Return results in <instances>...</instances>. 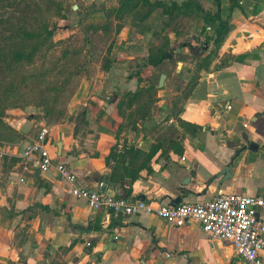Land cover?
<instances>
[{"label":"crops","instance_id":"0c3cea01","mask_svg":"<svg viewBox=\"0 0 264 264\" xmlns=\"http://www.w3.org/2000/svg\"><path fill=\"white\" fill-rule=\"evenodd\" d=\"M221 10L232 28L217 48L193 43L196 63L211 57L183 101L169 102L158 89L140 115L142 106L123 96L144 82L113 66L81 81L60 120L46 123L33 107L5 119L10 155L0 160V264H246L229 240H211L198 221L176 227L152 214L115 218L75 197L54 168L43 172L38 161L26 167L21 158L48 124L52 156L82 186L104 181L114 195L154 204L204 202L221 191L264 197V0H221ZM260 215L264 222V209Z\"/></svg>","mask_w":264,"mask_h":264},{"label":"rangeland","instance_id":"374dc122","mask_svg":"<svg viewBox=\"0 0 264 264\" xmlns=\"http://www.w3.org/2000/svg\"><path fill=\"white\" fill-rule=\"evenodd\" d=\"M122 1L89 5L85 0H0V116L4 121L28 107L42 112L43 118L54 107L50 123L64 118L81 81L113 66L144 82L136 98L133 92L123 96L125 103L142 106L140 115L157 101L158 89L169 102L179 103L191 93L197 71L205 65L197 62L195 66L198 58L191 47L196 42L204 50L214 26L204 27L203 15L216 10V1L191 0L190 10L172 15H164L155 3L187 0H148L151 4L127 0L137 3L135 8L122 7ZM44 25L56 28L55 33L49 36ZM25 32L42 33V37L28 40ZM38 44L32 60H19V53L28 55ZM164 50L167 58L154 65L152 61ZM123 55L130 58L123 59ZM20 73L29 79L17 92L12 80ZM163 73L167 74L165 85L158 88ZM54 85H65L60 95L49 88ZM9 136L10 129L0 126V144L9 145L3 139Z\"/></svg>","mask_w":264,"mask_h":264},{"label":"built area","instance_id":"2783aa9c","mask_svg":"<svg viewBox=\"0 0 264 264\" xmlns=\"http://www.w3.org/2000/svg\"><path fill=\"white\" fill-rule=\"evenodd\" d=\"M50 133L49 125L41 126L35 139L23 149L21 158L27 164L26 167L38 161L43 172L54 168L70 185L72 194L86 200L92 209H106L115 218H127L141 213L152 214L176 227L195 220L211 240H229L237 255L246 264H264L261 256L264 250V222L260 215V211L264 209V197L221 191L215 198L204 202L154 204L141 198L129 199L114 195L104 181L93 188L82 186L73 169L66 163L56 161L52 156L49 149ZM9 155V147L0 144V159ZM85 245H92L90 238L85 240Z\"/></svg>","mask_w":264,"mask_h":264},{"label":"trees","instance_id":"16d2710c","mask_svg":"<svg viewBox=\"0 0 264 264\" xmlns=\"http://www.w3.org/2000/svg\"><path fill=\"white\" fill-rule=\"evenodd\" d=\"M216 1V10L215 11H205L204 15H203V20H204V27H213L214 26V30L213 33L211 35H208L206 37L205 40V44H211L213 43L216 47H219L221 45V43L227 38L231 28H232V23H231V19L230 18H224L222 16V10H221V0H215ZM144 3L146 4H151L150 1L148 0H143ZM155 5H157L158 7L163 8V14L164 15H172L174 13H180L182 11H188L193 7L192 1L191 0H187V1H183L182 3H178L177 1H173L171 4H168L166 2H156ZM122 7L126 6H131L132 8L137 7V3H132L129 2L127 0H123L122 1ZM198 7H200V5H198ZM128 8V7H127ZM124 9V8H123ZM44 30L47 32V34L49 36H52L55 33V29L49 30L47 29L46 25H44ZM24 36L29 40V39H33V40H39L40 37H42V33H38V32H25ZM40 49L39 44L37 45H33L30 53L28 55H26L25 53H19L18 54V58L19 60H32L33 56L35 53L38 52V50ZM198 55V54H196ZM198 58H200V56H197ZM167 58V52L164 50L162 51V53H160V57L156 62L152 63L154 65H157L159 62H161V60H164ZM208 59H210V55L205 57L203 60V64L205 63V61H207ZM202 64V63H201ZM202 66V65H201ZM29 79L28 76L23 75V73H20L19 75L16 76V78H14L12 80L13 85L15 86V90L17 92H20V89L22 88V85L26 83V81ZM70 78H68L64 83L67 84L69 82ZM20 83V84H19ZM18 84V85H17ZM17 85V86H16ZM64 86L65 85H61V86H51L49 87L51 90L56 91V95H60L61 92L64 90ZM137 93H134L133 96L136 98L137 97ZM55 111L54 107H52L50 110H48V112L45 114L44 116V121L46 123L50 122V119L48 118L51 114H53V112ZM185 126H189L192 127L195 130H198L200 127L192 125L190 123H183ZM0 126L6 127V128H10L9 125L3 120V117L0 116ZM155 150L157 149L156 147L154 148ZM155 150H153L150 154H149V158H152L155 154Z\"/></svg>","mask_w":264,"mask_h":264},{"label":"water","instance_id":"95a60500","mask_svg":"<svg viewBox=\"0 0 264 264\" xmlns=\"http://www.w3.org/2000/svg\"><path fill=\"white\" fill-rule=\"evenodd\" d=\"M77 8H78V6L76 5L75 9H77ZM178 50L180 51L181 49H178ZM168 57H171V55H168ZM166 78H167V74H165V73L161 74L160 81H159V84H158L159 88H161V87H163L165 85ZM58 147H59V155H61L62 143H59ZM249 148L250 149H253V148L254 149H258V145L252 142V143H249ZM228 172H229V167L226 168L225 174H227ZM213 179H216V178L214 177ZM228 179H229V177H225L224 180H228ZM181 201H182V197H179L178 199L172 201L171 204L172 205H176V204L180 203Z\"/></svg>","mask_w":264,"mask_h":264},{"label":"flooded vegetation","instance_id":"af4514ba","mask_svg":"<svg viewBox=\"0 0 264 264\" xmlns=\"http://www.w3.org/2000/svg\"><path fill=\"white\" fill-rule=\"evenodd\" d=\"M199 53V52H198Z\"/></svg>","mask_w":264,"mask_h":264}]
</instances>
